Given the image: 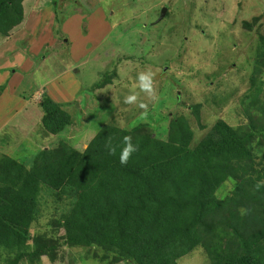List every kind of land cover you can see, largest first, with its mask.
I'll list each match as a JSON object with an SVG mask.
<instances>
[{
  "label": "rangeland",
  "instance_id": "obj_1",
  "mask_svg": "<svg viewBox=\"0 0 264 264\" xmlns=\"http://www.w3.org/2000/svg\"><path fill=\"white\" fill-rule=\"evenodd\" d=\"M24 11L21 25L8 36L0 34V154L29 166L33 153L61 142L82 151L104 123L167 140L171 121L194 116L196 105L201 124L191 127V146L220 119L241 126L249 121L252 78L264 76L254 71L264 47V0H24ZM161 66L168 68L165 78ZM115 68L108 89L92 96L100 75ZM141 72L153 74L151 93L136 86ZM133 93L137 101L125 103ZM46 94L72 115L62 134L42 126L39 105ZM260 119L264 109L256 112ZM263 166L261 160L259 169ZM236 183L228 180L222 192ZM46 194L41 190L33 234L52 230L60 214V202ZM58 252L56 263L44 258L43 264H106L81 247ZM194 254L197 259L188 256L180 263L210 264L203 250Z\"/></svg>",
  "mask_w": 264,
  "mask_h": 264
},
{
  "label": "trees",
  "instance_id": "obj_2",
  "mask_svg": "<svg viewBox=\"0 0 264 264\" xmlns=\"http://www.w3.org/2000/svg\"><path fill=\"white\" fill-rule=\"evenodd\" d=\"M24 14V0H0V34L8 36ZM261 50L257 75H264ZM116 75V68L101 74L92 96L108 89ZM263 93L264 76H253L248 123L220 119L194 146L191 127L201 124L199 105L194 116L171 121L167 140L104 123L82 151L61 142L33 153L29 166L0 154V264L56 263L63 246L87 249L106 264H181L188 256L197 259L199 249L210 264H264V187L253 184L264 181V157L256 149L264 136V119L256 120ZM39 106L46 132L59 135L72 124L71 113L49 95ZM129 134L138 151L121 165ZM228 180L237 183L222 192ZM43 189L60 202V214L53 231L33 234Z\"/></svg>",
  "mask_w": 264,
  "mask_h": 264
},
{
  "label": "clouds",
  "instance_id": "obj_3",
  "mask_svg": "<svg viewBox=\"0 0 264 264\" xmlns=\"http://www.w3.org/2000/svg\"><path fill=\"white\" fill-rule=\"evenodd\" d=\"M168 68H163L161 66V73L160 75L165 78L167 76L166 70ZM164 72V73H163ZM152 73L151 72H141L138 74V81H139V88L141 91L151 93L153 90V83H152ZM157 81H158V76H156ZM138 97L136 94H130L125 97V103L132 104L137 101ZM141 107H144L142 104ZM108 151L109 154L115 155L116 154V149L114 147L108 146ZM138 151V145L133 143L132 137L131 136H124L123 137V147L120 150L119 153V163L121 165H126L129 162L130 157ZM264 187V181L258 182L256 185L257 190L260 188Z\"/></svg>",
  "mask_w": 264,
  "mask_h": 264
},
{
  "label": "water",
  "instance_id": "obj_4",
  "mask_svg": "<svg viewBox=\"0 0 264 264\" xmlns=\"http://www.w3.org/2000/svg\"><path fill=\"white\" fill-rule=\"evenodd\" d=\"M166 11H167L166 8H164V10L162 11L161 18L165 15Z\"/></svg>",
  "mask_w": 264,
  "mask_h": 264
}]
</instances>
